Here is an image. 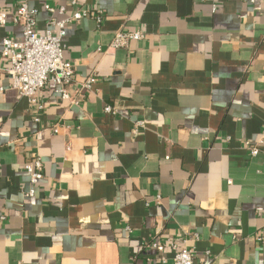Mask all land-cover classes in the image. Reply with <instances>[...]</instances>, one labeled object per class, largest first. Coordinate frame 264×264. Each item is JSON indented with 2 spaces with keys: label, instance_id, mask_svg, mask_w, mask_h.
I'll return each instance as SVG.
<instances>
[{
  "label": "crops",
  "instance_id": "0c3cea01",
  "mask_svg": "<svg viewBox=\"0 0 264 264\" xmlns=\"http://www.w3.org/2000/svg\"><path fill=\"white\" fill-rule=\"evenodd\" d=\"M26 2L40 32L45 3L87 14L65 24L69 100L47 83L30 104L0 45V264H172L184 240L194 264H264V0Z\"/></svg>",
  "mask_w": 264,
  "mask_h": 264
},
{
  "label": "built area",
  "instance_id": "2783aa9c",
  "mask_svg": "<svg viewBox=\"0 0 264 264\" xmlns=\"http://www.w3.org/2000/svg\"><path fill=\"white\" fill-rule=\"evenodd\" d=\"M255 4L260 0H245ZM75 3V0H71ZM50 17L48 26L40 32L37 29L38 9L30 7L26 0L20 3L14 11H3L0 9V26L8 21L22 26V36L19 40L4 38L1 41V57L8 60V66L4 69L11 80V86L21 96L27 98L30 104L42 108L39 97L47 83L53 85V92L61 99L69 100L68 88L73 82L74 71L69 62L64 59L63 37L65 35V24L70 21H79L87 14L85 10L75 11L70 16L59 19L57 15L65 12L63 6H51L48 3L43 5ZM54 28V32L52 31ZM143 34L140 31L122 32L114 34L110 47H125L129 40L140 39ZM0 71H3L0 68ZM96 76L91 75L81 84L85 89H90L96 82ZM105 111H112L110 106H105ZM251 156L257 155L260 147L257 144L244 142ZM259 144L264 145V138ZM24 170L29 176L31 185H35L43 177V165L39 158H33L24 165ZM261 239V238H260ZM184 245L174 252L172 264H194V253L191 247ZM145 248L162 252L163 244L150 241L144 245ZM175 247L174 245L172 246Z\"/></svg>",
  "mask_w": 264,
  "mask_h": 264
}]
</instances>
